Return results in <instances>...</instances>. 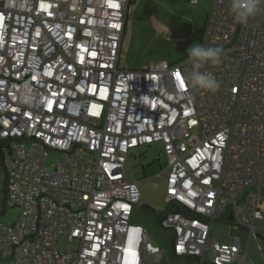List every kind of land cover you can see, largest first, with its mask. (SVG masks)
I'll list each match as a JSON object with an SVG mask.
<instances>
[{"label": "built area", "instance_id": "obj_1", "mask_svg": "<svg viewBox=\"0 0 264 264\" xmlns=\"http://www.w3.org/2000/svg\"><path fill=\"white\" fill-rule=\"evenodd\" d=\"M137 1L0 0V138L32 140L2 147L0 214L19 209L0 222L2 264L160 262L162 247L131 222L141 192L126 173L155 143L181 208L159 221L174 256L246 264L241 237L216 241L214 222L249 240L264 230V4L240 24L230 0H214L201 44L221 47V63L199 69L218 80L212 92L189 86L188 55L125 64ZM50 152L60 159L48 165Z\"/></svg>", "mask_w": 264, "mask_h": 264}, {"label": "rangeland", "instance_id": "obj_2", "mask_svg": "<svg viewBox=\"0 0 264 264\" xmlns=\"http://www.w3.org/2000/svg\"><path fill=\"white\" fill-rule=\"evenodd\" d=\"M213 2L214 0H198L197 4H193L179 0H139L130 15L132 34L126 62L132 68H141L155 61L173 63L184 58L189 47L200 43L204 37ZM159 23L166 27L165 39L159 38ZM160 149L161 145L158 143L136 148L126 163L128 178L136 181L141 192L140 201L134 206L131 222L143 225L153 242L165 249L162 260L157 264H197L196 261L188 263L185 259L171 255L170 233L162 228L155 214L146 207L160 212L168 204L166 177L157 175L163 170L166 174L168 164L166 155ZM159 155L161 157L158 161ZM59 159L60 154L50 152L47 164L56 163ZM18 217L19 209L8 208L0 215V222L12 225ZM260 233L259 237L255 234L249 240L247 230L231 226L223 220L214 222L212 229L213 238L219 242L233 241L231 238L234 234L241 237L242 253L247 256L246 264H264V230ZM66 240V235L62 234L58 242L61 251L67 248ZM73 248H77V242L73 243Z\"/></svg>", "mask_w": 264, "mask_h": 264}, {"label": "clouds", "instance_id": "obj_3", "mask_svg": "<svg viewBox=\"0 0 264 264\" xmlns=\"http://www.w3.org/2000/svg\"><path fill=\"white\" fill-rule=\"evenodd\" d=\"M262 4H264V0H230V10L237 23L246 24L251 17L260 11ZM222 53L223 49L219 46H205L195 43L189 47L187 55L193 63V71L186 79L191 88L215 92L220 87L214 74L201 72L199 69L206 63L220 64Z\"/></svg>", "mask_w": 264, "mask_h": 264}, {"label": "trees", "instance_id": "obj_4", "mask_svg": "<svg viewBox=\"0 0 264 264\" xmlns=\"http://www.w3.org/2000/svg\"><path fill=\"white\" fill-rule=\"evenodd\" d=\"M5 144V140L1 139L0 138V165L2 167H4L3 163H2V147L3 145ZM147 208H149L156 216L157 220L160 221L161 218L164 217L165 214H167L168 212L170 211H181V208L179 205H177L176 203L172 202V203H168L167 204V207L164 211H156L154 208H151V207H148L146 206ZM1 215V214H0ZM196 216V215H195ZM227 218H225L223 221L227 222V223H231L229 222L228 220H226Z\"/></svg>", "mask_w": 264, "mask_h": 264}, {"label": "crops", "instance_id": "obj_5", "mask_svg": "<svg viewBox=\"0 0 264 264\" xmlns=\"http://www.w3.org/2000/svg\"><path fill=\"white\" fill-rule=\"evenodd\" d=\"M138 2H139V0L134 4V6H133V9L137 6V4H138ZM132 9V10H133ZM131 14H132V11H131ZM130 25H131V21H130ZM166 29V27L164 26V25H162V24H158V30H159V38H161V39H165V34H164V30ZM161 33H162V35H161ZM131 27H130V35H129V40H128V46H127V50H126V52H125V56H124V62H125V64L127 65V66H129V67H131L129 64H128V62H126V53H127V51H129V48H130V43H131ZM203 39V38H202ZM201 42H202V40H201ZM201 42H200V44H201ZM170 63H172L171 61H170ZM135 67H137V66H135ZM235 235H238V234H234V236ZM233 236V237H234ZM239 236V235H238ZM233 237L231 238L232 240H233ZM232 242V241H231ZM171 243V242H170ZM158 244V243H157ZM160 245V244H159ZM161 246V245H160ZM162 247V246H161ZM163 249V248H162ZM165 249H163V251H164ZM170 253H171V255L173 256V257H176V256H174L173 255V253H172V251H171V249H170ZM164 254V253H163ZM163 257V256H162ZM181 259H185V260H187V262L188 263H193L195 260H192V259H186V258H181Z\"/></svg>", "mask_w": 264, "mask_h": 264}, {"label": "water", "instance_id": "obj_6", "mask_svg": "<svg viewBox=\"0 0 264 264\" xmlns=\"http://www.w3.org/2000/svg\"><path fill=\"white\" fill-rule=\"evenodd\" d=\"M20 141H32V140H31V139H29V140H27V139H20V140L9 139V140L5 141L4 146L7 147V143H8V142H20ZM1 167H2V166H1ZM2 169H3L4 174H5V176H6V172H5V170H4L3 167H2ZM229 219H230V220H233V219H234L233 214H231V215L229 216ZM242 229H244V228H242ZM259 236H260V235H258V237H259Z\"/></svg>", "mask_w": 264, "mask_h": 264}, {"label": "snow or ice", "instance_id": "obj_7", "mask_svg": "<svg viewBox=\"0 0 264 264\" xmlns=\"http://www.w3.org/2000/svg\"><path fill=\"white\" fill-rule=\"evenodd\" d=\"M179 76V74H177Z\"/></svg>", "mask_w": 264, "mask_h": 264}]
</instances>
